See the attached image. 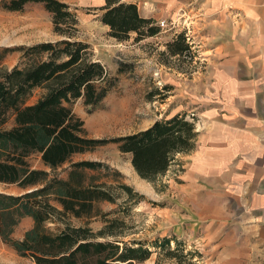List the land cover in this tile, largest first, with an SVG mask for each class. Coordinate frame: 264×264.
<instances>
[{
  "label": "trees",
  "instance_id": "16d2710c",
  "mask_svg": "<svg viewBox=\"0 0 264 264\" xmlns=\"http://www.w3.org/2000/svg\"><path fill=\"white\" fill-rule=\"evenodd\" d=\"M30 2L44 5L52 16L53 30L61 38L16 46L22 52L21 60L0 73V183L21 189L20 193L0 191L3 242L35 264H136L145 262L153 253L164 255L174 264H194L198 251L188 249L176 236L152 242L119 239L120 232L115 227L123 222L118 216L108 217L110 212L103 214L104 225L98 232L89 225L75 226L65 220L68 216L83 218L92 213L98 200H114L107 183H86L84 169L96 170L104 164L91 160L73 162L66 179L56 175L49 180L47 169L57 170L76 154L115 142L122 153L131 154L138 175L154 181L169 170L178 154L193 150L199 135L198 119L179 112L157 118L149 127L126 136L89 137L84 120L72 105L81 97L87 105L100 102L116 80L94 58L92 46L79 38V16L67 2L6 0L3 6L10 11L24 10ZM100 10V21L119 42L130 39L132 33H136L134 41L138 42L162 32L156 19L142 15L135 2L106 0ZM191 48L184 31L167 42L164 53L185 57ZM16 49L6 47L0 59ZM123 67H119V72H124ZM37 89L41 94L32 101ZM10 120L13 125L7 127ZM35 154L46 168H33L30 160ZM122 189L129 197L143 199L129 184H123ZM118 211L121 210L115 212ZM26 216L32 217L34 224L17 240L14 230ZM52 217L65 227L58 232L46 229L45 223Z\"/></svg>",
  "mask_w": 264,
  "mask_h": 264
},
{
  "label": "rangeland",
  "instance_id": "374dc122",
  "mask_svg": "<svg viewBox=\"0 0 264 264\" xmlns=\"http://www.w3.org/2000/svg\"><path fill=\"white\" fill-rule=\"evenodd\" d=\"M0 0V53L6 47L28 46L36 42L61 38L53 30L52 16L42 3L30 2L24 10L10 11ZM72 5L79 16L78 36L93 48L94 58L100 60L115 78V85L107 96L94 105H87L79 98L72 105L86 127V134L92 138L111 139L126 136L149 127L158 117H164L176 109L191 107L195 101L216 100L211 11L208 0H132L138 4L144 16H154L162 32L153 37L134 41L131 38L117 41L109 35V28L100 21L102 11L96 4L73 0ZM98 3L99 0H93ZM72 2V1H71ZM161 21L165 26H161ZM186 32L192 48L185 57L165 54L166 44L181 32ZM22 52L13 50L0 59V73L12 69L21 60ZM123 65L124 72H119ZM35 90V100L41 93ZM12 120L7 127L12 126ZM131 155V154H130ZM130 155L119 150L115 142L105 143L93 151L76 154L57 170L47 169L50 178L68 177L73 162L81 160L100 161L102 168L84 169L86 183H107L114 196L113 201L98 200L92 213L83 218L68 216L72 225H89L95 232L104 225V215L118 216L116 229L119 239L130 241L142 239L152 242L164 236L177 237L187 244L188 249L198 251L194 264H205V252L190 247L187 237L165 234L170 225L167 214L175 207L172 202L170 177L172 173L160 175L154 181L142 179L131 163ZM33 168H46L38 154L30 160ZM173 172V169L171 170ZM129 184L134 193L143 199L129 197L122 189ZM0 191L20 193L15 185L0 183ZM55 204H59L55 201ZM125 208V209H124ZM116 210H121L115 212ZM167 214H162V211ZM128 211V212H125ZM114 212V213H113ZM34 220L30 216L22 219L15 228L13 237L21 240ZM46 229L58 232L64 223L52 217L45 223ZM173 241L172 245L175 246ZM174 264L164 255L153 253L145 262L136 264ZM0 264H35L31 258L20 256L17 250L4 243L0 236Z\"/></svg>",
  "mask_w": 264,
  "mask_h": 264
},
{
  "label": "crops",
  "instance_id": "0c3cea01",
  "mask_svg": "<svg viewBox=\"0 0 264 264\" xmlns=\"http://www.w3.org/2000/svg\"><path fill=\"white\" fill-rule=\"evenodd\" d=\"M208 2L216 100L166 114L195 116L199 135L167 171L176 205L164 233L187 237L205 264H264V0Z\"/></svg>",
  "mask_w": 264,
  "mask_h": 264
},
{
  "label": "built area",
  "instance_id": "2783aa9c",
  "mask_svg": "<svg viewBox=\"0 0 264 264\" xmlns=\"http://www.w3.org/2000/svg\"><path fill=\"white\" fill-rule=\"evenodd\" d=\"M164 24H165V22L164 21H161L160 25L161 26H165Z\"/></svg>",
  "mask_w": 264,
  "mask_h": 264
}]
</instances>
